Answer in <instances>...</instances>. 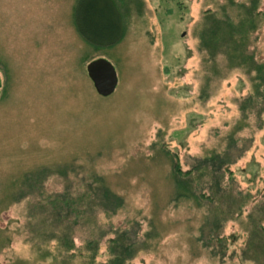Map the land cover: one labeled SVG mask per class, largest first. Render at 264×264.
I'll return each instance as SVG.
<instances>
[{
  "label": "rangeland",
  "instance_id": "1",
  "mask_svg": "<svg viewBox=\"0 0 264 264\" xmlns=\"http://www.w3.org/2000/svg\"><path fill=\"white\" fill-rule=\"evenodd\" d=\"M116 1L125 36L95 48L76 31L79 0H0V264H107L117 244L132 246L124 264H264V245L253 259L247 223L264 203L256 74L230 63L221 29L215 54L202 42L216 20L247 28L249 11L250 52L264 63V0ZM99 57L119 75L108 97L87 73ZM232 139L243 153L226 178L252 197L222 241L208 243L207 206L176 200L171 172ZM92 174L112 193L107 208L122 202L116 212L86 210Z\"/></svg>",
  "mask_w": 264,
  "mask_h": 264
},
{
  "label": "trees",
  "instance_id": "2",
  "mask_svg": "<svg viewBox=\"0 0 264 264\" xmlns=\"http://www.w3.org/2000/svg\"><path fill=\"white\" fill-rule=\"evenodd\" d=\"M79 3L74 24L77 33L84 42L95 48H110L121 42L126 33L125 13L116 0H79ZM251 15L253 13L250 14L248 11L247 28L243 26V22L235 24L232 21H225V27H223V22L213 21V25L210 28L206 27L203 30L202 42L207 46V49L214 53L218 48L217 41L223 40L222 35L217 33L218 30L221 29L222 34H227L226 36L228 37L225 40L227 43L230 41L227 50L230 52V63H236L240 66L246 65L249 73L255 71L254 91L258 96L257 100L261 101L256 103V106H261L258 113L262 115L264 113V63H258L254 54L250 52V33L254 32L257 28L255 20L253 21ZM261 87H263V94L260 92ZM253 97L254 95H251L247 98L248 106L251 104ZM254 101L256 102V100ZM247 105L244 102L241 104V112H244ZM242 153L243 151L237 148V140L232 139L224 151L221 153L210 152L208 156L200 159L199 164L189 170H183L178 163H175L173 166L171 174L178 187L176 200L191 197L198 205L203 204L207 206L202 223V233L208 231V243L212 242V240L222 241V237H220L221 229L225 223L240 216L246 202L247 205L250 203L252 195L247 193L246 197L243 192L236 191L233 187V176L230 179L226 178V172L229 171V167L238 160ZM91 176L93 178L91 181L86 182L83 194L88 199L89 197L91 198L86 210L94 214L96 208L108 211L109 213L116 212L122 206V202L116 210L107 208L102 200L109 198L108 196L112 195V193L105 187L100 178L94 174ZM98 186L101 187L99 190L97 189ZM78 202H82V199L77 198L75 203ZM92 217L90 216V220ZM248 219L247 223L252 228L249 235V245L255 249L253 259L256 258L257 261H260L258 253L259 249L264 245V203L259 202L255 204L252 212L248 214ZM77 223L78 221L75 220V224ZM117 241L121 243L120 239ZM131 250L132 246H125L124 244L119 246L117 244L115 251H118V257L107 264H124V257L127 258L125 254L128 252V255H133Z\"/></svg>",
  "mask_w": 264,
  "mask_h": 264
},
{
  "label": "water",
  "instance_id": "3",
  "mask_svg": "<svg viewBox=\"0 0 264 264\" xmlns=\"http://www.w3.org/2000/svg\"><path fill=\"white\" fill-rule=\"evenodd\" d=\"M87 73L100 96L112 95L119 84V75L114 64L105 57H99L88 62ZM2 82L0 78V94Z\"/></svg>",
  "mask_w": 264,
  "mask_h": 264
}]
</instances>
